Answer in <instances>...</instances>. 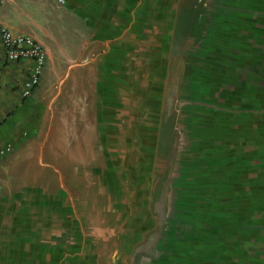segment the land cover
Returning a JSON list of instances; mask_svg holds the SVG:
<instances>
[{
  "label": "crops",
  "instance_id": "0c3cea01",
  "mask_svg": "<svg viewBox=\"0 0 264 264\" xmlns=\"http://www.w3.org/2000/svg\"><path fill=\"white\" fill-rule=\"evenodd\" d=\"M215 1L197 0L207 10L172 69L180 0H0V23L46 55L23 98L33 61L0 47V264H127L166 226L194 117L217 121L205 145L251 215L259 249L245 252L264 264V0H223V13ZM163 126L169 154L157 157Z\"/></svg>",
  "mask_w": 264,
  "mask_h": 264
},
{
  "label": "rangeland",
  "instance_id": "374dc122",
  "mask_svg": "<svg viewBox=\"0 0 264 264\" xmlns=\"http://www.w3.org/2000/svg\"><path fill=\"white\" fill-rule=\"evenodd\" d=\"M193 1L180 0L177 6V29L173 42L175 52L171 56L172 69L176 66L185 32L189 30L191 33L193 26H196L200 21L198 19L207 10V3ZM209 2L211 3V0ZM230 3L220 0L207 7L210 11L223 13L232 11ZM224 32L223 35H231L228 28ZM225 52L227 49L220 53ZM194 96L197 99L193 102H201L199 87ZM180 100L182 102L183 99ZM186 101L182 102L181 109L190 104L187 101L183 105ZM210 102L209 109L216 111L219 102L214 100ZM194 118L196 120L188 117V120L194 122L195 129L191 134L190 147L183 144L182 148H178V158L180 157L178 168L187 173H181L177 177L179 183L177 195L174 193L175 201L168 211L169 218L163 219L166 226H161L158 235L151 237L152 239L145 238L142 243H138L127 264H260L261 260H252L254 253L258 252L259 245L257 249L256 245L252 246L253 242H250L252 236L243 226L248 223L251 215L248 210H238V203L232 194V180L224 177L221 166L216 164L217 153L205 145L216 133L210 126L212 121L210 120L208 124L201 121L200 117ZM179 124L180 129H188L184 117L183 119L180 117ZM167 127L163 126L161 129L157 157H167L169 154L170 132ZM184 141L185 138L182 137V142ZM157 196L155 206L160 214L165 209L166 191L161 190ZM164 214L162 212V215ZM238 224L242 226L237 231ZM253 247L254 253L245 252L246 249Z\"/></svg>",
  "mask_w": 264,
  "mask_h": 264
},
{
  "label": "built area",
  "instance_id": "2783aa9c",
  "mask_svg": "<svg viewBox=\"0 0 264 264\" xmlns=\"http://www.w3.org/2000/svg\"><path fill=\"white\" fill-rule=\"evenodd\" d=\"M55 1L60 5L65 4V0ZM0 47L3 49L5 59L8 62L33 61V68L22 89L23 98L30 97L40 84L46 61L44 47L29 36L12 33L2 23H0Z\"/></svg>",
  "mask_w": 264,
  "mask_h": 264
}]
</instances>
